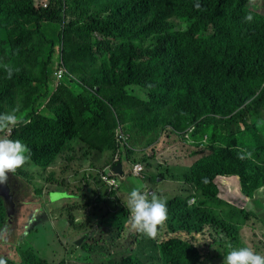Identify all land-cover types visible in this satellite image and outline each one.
<instances>
[{"label": "trees", "instance_id": "1", "mask_svg": "<svg viewBox=\"0 0 264 264\" xmlns=\"http://www.w3.org/2000/svg\"><path fill=\"white\" fill-rule=\"evenodd\" d=\"M45 1L46 7L0 0V113L23 118L7 138L25 143L28 160L43 172L75 144L80 161L107 155L106 165H122L117 184L81 174L85 185L92 180L107 189L80 193L88 212L83 221L70 205L59 211L60 219L68 212L71 228L85 237L82 262L217 264L213 252L228 243L257 252L251 240L264 232L261 211L247 204L236 210L240 204L220 186L241 174V191L250 197L257 185L254 160L264 154V13L258 4L264 7V0H198L199 8L196 0ZM60 67L66 72L56 84ZM175 139L199 158L190 165L159 161ZM135 165L144 169L148 191L167 200V220L155 238L129 230L125 190L139 180ZM34 174L21 167L14 173L31 184ZM47 180L55 181L54 174ZM164 180L176 191L162 189ZM7 220L0 198V232ZM126 228L134 241L123 247ZM17 250L19 261L0 260L54 264L31 248Z\"/></svg>", "mask_w": 264, "mask_h": 264}, {"label": "rangeland", "instance_id": "2", "mask_svg": "<svg viewBox=\"0 0 264 264\" xmlns=\"http://www.w3.org/2000/svg\"><path fill=\"white\" fill-rule=\"evenodd\" d=\"M259 6L260 12L264 13V7ZM56 77V76H55ZM145 91V89H143ZM144 95H142L143 97ZM259 125H262L261 127H264V121L261 120ZM6 129V127L0 128V138H7L10 137L11 128H7L4 133H1L2 130ZM139 132V137H142ZM249 137L254 141L256 136V131L248 132ZM140 139V138H138ZM143 142L142 140H139ZM141 142V143H142ZM162 144L160 149H163ZM155 146V145H154ZM157 149V147H156ZM171 149L173 151L171 152H164L162 155L159 156L158 160L163 162L171 163V159L173 158L174 161L177 159H183L185 161V165H190L193 160H196L198 157L188 155L187 150H195V148H189L188 146H185L183 148V145L180 141L176 140L172 143ZM143 152H146L145 147H141L139 149L140 157ZM149 149H147V152ZM81 150L79 149V146L75 144L74 146V152L72 154H64L68 157V160L65 159V156L61 157L56 165H53L50 167V169L47 172H43L41 168L36 167L33 165L29 160L25 162V164L21 167L22 170L29 175H32V173H35L33 175L32 183L27 186V188H24V191L27 193L25 196V193L23 191H19V203H23V205H20L18 212L14 214L13 217V223L11 224V221L9 218V222H7V230L6 232L9 233L6 237H1L2 234H0V239L5 240V245H0V258L4 257H10L15 261L20 260V255L17 252L16 248L20 247L22 250L31 248L39 254L42 258H46L50 262L54 264H62V261L65 260L66 264H84L82 262V251L80 249V246H76L75 242L79 237L82 235L80 233L72 232L70 231V224L67 222L68 220V212L67 214H64L60 219H56L58 217L59 211L63 206L70 205L72 206V213L77 216L80 220L83 221L85 213H88L83 207H81L80 203H82V197L80 193L85 192L89 196H93L91 190L96 188L97 191L99 190H107L106 187L100 186L102 183H94L89 182L85 185L84 182H81V179L83 178L82 172L85 171L88 168H91L92 166L90 163H94L96 165V168L94 170L99 175V167L105 164L107 155H104L103 157H100L98 160H93L95 158V155H90L86 160H81V158H78L81 154ZM77 155V157L74 160H69L71 155ZM93 158V159H92ZM165 160V161H164ZM162 162V163H163ZM127 169V167H126ZM139 170V169H138ZM141 170H144L141 167ZM147 171L155 172L153 169H149ZM53 173L55 176V181L47 180L49 173ZM115 173V172H114ZM116 175L120 176L123 174V170L121 174L115 173ZM12 173H7V177L12 178ZM136 175L138 176V179H135L139 181L142 184L146 183V179H143L140 175V171H137ZM160 179V178H158ZM17 181V184H25V182H29L30 178L28 177H18L15 179ZM133 180V179H132ZM63 181L64 184H61ZM164 186L161 188L164 189L167 193L175 192L176 189L171 188V181L170 180H164ZM116 181L114 184H117ZM1 185H3L1 183ZM133 185V184H131ZM82 186L81 191L77 189V187ZM134 186V185H133ZM255 187V186H253ZM42 188V197H40V194L38 193L39 189ZM51 190H64V191H52L50 193L52 197L51 202L49 200V191ZM129 190H125V193H128ZM17 192V193H18ZM80 195V196H78ZM78 196V198H77ZM224 199L227 203H231L232 201L230 198L227 197H221ZM236 204H239V200H235ZM234 204V205H236ZM259 204L264 205L262 201L259 199ZM251 207H256L253 204H247ZM257 208V207H256ZM39 210L41 209V213L44 214V210L51 213L53 218L49 219H40V218H34V220H31L29 218V215L32 213L33 210ZM236 210L240 211L241 205H238L235 207ZM259 211V208H257ZM40 211V210H39ZM38 213V212H37ZM35 213V215H37ZM262 219H264V209L261 210V214H259ZM235 220H239L243 223L244 218L241 216H236L234 218ZM81 221V222H82ZM30 224V225H29ZM64 224V225H63ZM29 225V226H28ZM27 226L28 231L31 230H37L33 232L27 233ZM67 226L68 229H65ZM128 233V228L125 229V234ZM134 233V232H132ZM261 236L259 239H252L251 245H258L257 252L261 255H264V232L259 233ZM129 235V234H128ZM133 234L130 236L127 240H122L121 244L123 247H127L128 245L133 242ZM96 239H99L98 237H95ZM205 242H211V240H207ZM229 244V243H228ZM227 244V245H228ZM233 246H236L234 243H230ZM227 245H225L222 248H216L213 252V255H219L218 258H216L215 262L217 264H222L223 256L225 252L227 251ZM132 248L135 249V244L132 245ZM124 252H121V254Z\"/></svg>", "mask_w": 264, "mask_h": 264}, {"label": "clouds", "instance_id": "3", "mask_svg": "<svg viewBox=\"0 0 264 264\" xmlns=\"http://www.w3.org/2000/svg\"><path fill=\"white\" fill-rule=\"evenodd\" d=\"M35 1L39 2L44 7L47 6L45 0H35ZM259 4L260 6H262L261 2H259ZM193 6L196 8L200 7L198 0H196ZM247 19L250 20L251 16H248ZM65 72L66 71L63 67H60L58 69V71L55 73L56 84L60 82ZM11 74L12 72L11 70H9L8 75L11 76ZM232 115L233 113L231 114V116ZM218 116L221 119H226L227 117V116L223 117L220 115ZM22 119L23 118L21 116L18 117L15 114V112L0 113V127L11 128V133H10V137H11L13 128L16 127L22 121ZM192 129L193 126L191 130ZM128 143L130 145V140L128 141ZM30 154H31L30 148L21 140L0 138V185L2 183L3 185L10 186V178L7 177V173H12L13 174L12 177L14 178V180L18 178L14 175V173L18 168L22 167L25 164V162L30 158ZM254 161L257 163L259 168H257L254 164L256 171L253 174H254L255 184L257 185L254 188L249 189L250 197L245 196L241 191V185H243V183L240 173H239L240 178L238 175H231L225 178L224 183L220 186V188H224L225 190L228 191L230 195L234 196L236 200H239L240 205L253 204L257 208H259V211H261L264 209V205L259 204V199L262 201V203H264V190H263L264 154L257 156ZM109 166L110 165L107 164L105 167L100 168L99 175L97 174V172L94 170L93 167L86 169L85 171L82 172V174L85 173L87 177L89 175L98 176L99 181H100V175L106 174L107 176H109V178H113L116 180V178L114 177L116 174L115 173H114L115 175L110 174V172L108 171ZM90 182L93 181L90 180ZM130 183L133 184L134 186L131 187L127 193V208L130 215L129 230L134 233L142 234L148 238H155L158 234V226H162L167 220V215H168L167 200L166 198H161L153 193H150L142 183H140L135 179L131 180ZM30 184L31 183L25 182V184H19V185L17 184L16 188L14 189L11 187L12 190L14 191V200H15V192L16 191L18 192V190L23 191L26 196L27 193L24 191V188H27V186ZM52 191H64V190L49 191V200L51 202H53L52 197L50 195ZM17 192L16 194L19 195V192L18 193ZM40 197L42 196L40 195ZM15 203H16V212H18L20 205H23V203H19V196H18V202L15 200ZM39 210L35 209L32 211L34 216L30 217L31 220H34L36 216L35 213L37 212H38L37 215L40 214L44 216L46 219L53 218L52 214L47 212L46 210H44V214L41 213V209ZM13 217L11 219H13ZM56 219H60L59 216L56 217ZM7 222H9V220H7ZM65 229H68L67 226ZM69 229L70 230L72 229L71 226ZM6 230H7V225L6 228H4L2 232H0V234H2L1 236L2 238L9 235V233H7ZM33 231H37V230L28 231L27 229V233ZM72 232L75 231L72 229ZM130 236H132V234H130L129 232L127 234L124 233L121 241L127 240ZM5 243L6 242L4 239H0L1 246L5 245ZM18 248H16V250ZM5 258L13 260L10 257H4L0 259H5ZM0 264H4V261L0 260ZM222 264H264V255L255 252L252 248L248 246H233L232 244L229 243L227 245V251L223 256Z\"/></svg>", "mask_w": 264, "mask_h": 264}, {"label": "water", "instance_id": "4", "mask_svg": "<svg viewBox=\"0 0 264 264\" xmlns=\"http://www.w3.org/2000/svg\"><path fill=\"white\" fill-rule=\"evenodd\" d=\"M113 171L115 173L121 174L122 173V165L117 164L113 167ZM0 197L3 199L5 208H6V214L10 218L13 217V215L16 213V203L14 200V191L12 190L11 186L9 185H0ZM12 220V219H10ZM84 236H81L79 239L76 240L75 245L80 246L82 241L84 240Z\"/></svg>", "mask_w": 264, "mask_h": 264}, {"label": "built area", "instance_id": "5", "mask_svg": "<svg viewBox=\"0 0 264 264\" xmlns=\"http://www.w3.org/2000/svg\"><path fill=\"white\" fill-rule=\"evenodd\" d=\"M125 146L129 147L128 141H127ZM138 169H139V171H141V166L140 165H135L134 166V172L137 173ZM108 171L110 172V174L115 175L111 166L108 167ZM100 180L107 182L109 185L114 184L116 182L115 179L109 178V176H107L106 174L100 175Z\"/></svg>", "mask_w": 264, "mask_h": 264}, {"label": "flooded vegetation", "instance_id": "6", "mask_svg": "<svg viewBox=\"0 0 264 264\" xmlns=\"http://www.w3.org/2000/svg\"><path fill=\"white\" fill-rule=\"evenodd\" d=\"M10 186H11L13 189L16 188V186H17V182H16V180H14L13 177L10 178ZM16 192H17V191H16ZM16 192H15V200L18 202V195L16 194ZM17 204H18V203H17ZM31 216H34V214L31 213L30 216H29V218H30ZM35 218L46 219L44 216H42V215H40V214L36 215ZM11 221H13V219H12ZM12 223H13V222H11V224H12ZM29 225H30V224H29ZM27 229H28V226H27ZM70 231H72V229H71Z\"/></svg>", "mask_w": 264, "mask_h": 264}, {"label": "crops", "instance_id": "7", "mask_svg": "<svg viewBox=\"0 0 264 264\" xmlns=\"http://www.w3.org/2000/svg\"><path fill=\"white\" fill-rule=\"evenodd\" d=\"M106 165H104L103 167H105ZM263 190H264V188H263Z\"/></svg>", "mask_w": 264, "mask_h": 264}]
</instances>
